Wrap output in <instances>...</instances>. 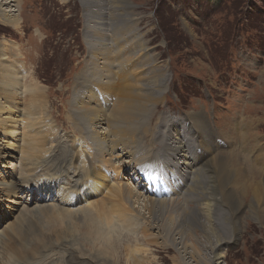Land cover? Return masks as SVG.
<instances>
[{
  "label": "rangeland",
  "instance_id": "rangeland-1",
  "mask_svg": "<svg viewBox=\"0 0 264 264\" xmlns=\"http://www.w3.org/2000/svg\"><path fill=\"white\" fill-rule=\"evenodd\" d=\"M80 1L19 0L17 8L20 13V26L14 28L0 22V46L4 39H10V42L16 45L19 55L12 64L14 63V70L15 67L16 70L19 69L21 65V68H24L19 71L20 78L24 77L23 85L38 82L45 95L38 107L40 110L35 111L39 115H27L28 92H24L22 86L18 91V95L21 93L20 97L16 96L17 99L0 94V264H24L13 257L8 258L4 244L7 242V232L12 231L10 227L26 214L32 213L31 215L41 221L43 228L59 226L55 225L54 219L39 213L43 208L54 207L53 203L57 205L59 200L50 198L51 196L45 197L46 192L43 191V195L36 196V187L29 186L28 181L22 182V179L37 176V180L41 177L43 180L51 181L54 178L61 181L63 178H72L75 167L77 172L79 170L83 177H86V171L97 164V156L101 153L100 149L96 148V140L89 138L90 132L76 110L79 106L77 101L85 100L87 96L84 92L87 93L90 86L96 85L97 68L102 65L95 62L90 53V45L86 40L85 7ZM130 2L134 13L137 14L135 20L138 23L136 22L137 30L134 34H128L126 37L135 35L147 42L144 51L133 49L134 52L149 57L142 61L143 67L140 69L149 70L154 60L152 58L156 57L158 66L165 72V81L161 88L166 87V91L158 96L159 102L150 109L152 113L145 124L138 119L140 128L135 134V146L133 144L132 148L133 151L136 149L137 159H140L135 164L140 168V175L150 174L151 170V166L141 165L149 159H141L162 151V142L171 130L179 128L180 118L189 111L199 109L206 115L210 140L216 142L215 133L211 128L213 125L220 135L221 143L225 142V147H229L217 149L214 158L228 155L232 164L237 161L235 166L244 167L248 174L255 170L254 178L264 180V0ZM101 14L106 21V14ZM114 68L118 69L115 63ZM93 69L94 71H91ZM128 72L121 75L117 70L118 74L113 77L116 89L125 83V76V79L129 78L131 72ZM117 93L115 90L111 92L116 96ZM12 106L16 109L13 112L8 109ZM150 106L151 104H148L147 107ZM26 116L28 121L24 119ZM27 124L31 129H24ZM98 126L101 127V124ZM143 126L145 129H142ZM48 131L50 136L46 134ZM28 135L33 136L34 144L30 149L36 148L33 150L36 153L32 151L30 160L25 153ZM40 135L46 138H40ZM81 140L89 143V151L81 145ZM199 153V163L205 160L204 157L209 158L208 153ZM73 155L78 157L76 163H70ZM256 156L259 157V164L255 160ZM132 157L134 160V152ZM23 161L28 163V169L21 165ZM206 166L209 174L202 170L204 174L201 177V185L214 179L216 182L219 174V167L217 169L212 163ZM206 166L204 167L207 168ZM158 167L163 169L160 163ZM22 172L24 174H21ZM77 178L80 177H75ZM239 181L238 185H235L239 200V205L236 204V208H239L237 214L219 216L220 237L230 235L228 227L230 228L235 219L240 231L236 242L226 243L224 264H264V208H261V205L258 214L253 213L252 206L256 205L254 194L246 189L247 182L244 179ZM70 182L73 183L72 180ZM98 188L92 191L94 200L102 201L105 198L104 204L111 201V206L113 199L111 200L108 192L109 186L99 184ZM196 193L198 194V191ZM50 194L61 198L56 190ZM259 194L260 191L256 195ZM73 198L71 193L68 202L74 201ZM225 206L222 203L219 212H222ZM80 207L76 206L75 209ZM139 221L144 224L143 220ZM128 237L130 240L125 238L120 240L121 243L117 241V244H104L103 247L118 256V260L112 261L113 263L94 256V247H90L91 244L87 240H81L84 241L83 246L70 240V248H76V260L79 264H136L134 260H127L126 255L130 253L127 252L128 247L139 244L132 238L133 234H128ZM77 239L79 241V238ZM142 243L143 248L148 249V252L140 253V258H144L143 264H187L177 253V247ZM63 248L59 250L62 254L52 255L47 263L65 262L66 259L62 257L64 251L61 250ZM200 252L203 259L208 258L209 255L203 248ZM71 253L74 254V250ZM133 257L138 260L137 256ZM215 263L216 260H212L211 264Z\"/></svg>",
  "mask_w": 264,
  "mask_h": 264
},
{
  "label": "bare ground",
  "instance_id": "bare-ground-1",
  "mask_svg": "<svg viewBox=\"0 0 264 264\" xmlns=\"http://www.w3.org/2000/svg\"><path fill=\"white\" fill-rule=\"evenodd\" d=\"M18 1L0 0V22L14 28L20 26ZM81 3L87 11L85 15L87 20L86 40L90 45L88 46L91 49L90 53L95 62L102 65L101 68H97V73L95 72L96 85L86 89L87 93L84 92V94L87 96L85 100L77 101L79 106L76 107V110L90 132L89 138L96 140V148H99L101 153L97 156V164L86 171V177H83V173L79 170L77 172V167H75L72 171V178H63L61 181L52 177L51 181L43 180L41 177H38L37 180V176L32 179L27 177L22 179L24 183L28 181L29 186L36 187L34 193L36 196L43 195V191L46 192L45 197L51 196L50 198L59 200L57 205L53 203L56 208H43L39 212L45 214L44 217L47 215L46 217L49 219H54L55 225L59 226L48 229L44 226L43 228L41 221L30 212L25 217L20 216L22 219H19L18 223L13 226L10 225L12 231L7 232L8 238L4 244L6 255H9L8 258L13 257L24 264H48L52 255L62 254L59 250L64 247L61 250L64 251L65 256L63 254L62 257L66 260L58 264L63 262L64 264H79L76 260V248H70V243L83 246L82 242L84 241L81 240L84 239L91 244L90 247H94L92 250L94 256H98L104 261L116 262L118 256L103 247L104 244L108 242L117 244V241L121 243L120 240L125 238L130 240L128 234L131 233L133 234L132 238L139 245L128 247L127 252L130 253H127L126 259L134 260L136 264H143L144 258H140V253L148 252L147 247L143 248L142 242L148 245H157L158 243L162 246L177 247V253L185 259L187 264H211L212 260H216L215 264H224L226 243L236 242L239 239L240 231H238L235 219L230 228L228 227L230 235H221L222 237H220L219 216L237 214L239 208H236V204L239 203V200L235 185H238L240 179H244L247 182L246 189L253 192L256 205L251 206L254 209L253 213L258 214L261 205V208H264V180L254 178L255 170L248 174L244 167L235 166L237 161L234 163L235 165L232 164L231 157L228 155L223 154L217 159L214 158L217 149L229 147H225V142L221 143L220 135L213 125L211 128L215 133L216 142L210 140L206 115L199 109L189 111L180 118L179 128L171 130L162 142V151L155 152L152 157L141 159V161L149 159L143 163L140 161V163L151 166V170L150 174L140 175V168L135 166L140 159H137L136 149L133 151L132 148L136 138L135 134L140 128L138 119H141L145 124L147 118L151 116L150 109L160 100L158 96L166 91V87L161 88L165 81V72L158 66L159 61L157 62L156 57L152 58L154 60L150 64L149 70L140 69L143 67L142 61L149 57L137 53V51L134 52L133 49L144 51L147 42L135 35H132L131 38L126 37L137 30L135 28L137 14L134 13L130 0H81ZM101 13L106 14V21L101 17ZM14 45L10 39H4L0 46V94L19 96L21 93L18 95V91L22 86V90L28 92L26 95L28 100L27 115L29 113L37 114L35 111H38L45 96L42 93L43 87L35 81L29 85H23L24 77L20 78L19 71L24 68L19 65V69L16 70L15 67L14 70V63L12 64L19 55L16 45ZM107 48L108 52H106ZM114 63L121 75L128 71L131 72L129 78L125 79L126 76L124 77L125 83L118 89L114 86L113 80V77L118 74ZM145 63L147 64V61ZM114 90L118 91L117 96L111 94ZM148 104L151 106L147 107ZM8 109L11 112L16 110L15 106L8 107ZM42 109L44 110V107ZM26 118H28L27 116L24 119L28 121ZM40 119L44 120V118ZM99 124L101 127L98 126ZM44 126L46 125L44 124ZM29 127L30 125L27 124L24 129H29ZM142 129H145V126ZM50 132L46 133L47 136L51 135ZM30 136L28 135L29 139L25 148L29 160L33 150L36 149L34 147L32 150L30 149V146L34 144L33 136ZM43 137L46 138V136L40 135V138ZM37 138L36 140H38ZM81 145L87 147L88 151L90 150L89 143L81 140ZM201 151L208 153L209 158L204 157L205 160L199 163V152ZM133 152L134 160H132ZM38 155L39 153H37ZM88 157L90 156L88 155ZM258 158L256 156L255 160L259 164ZM65 161L64 159L63 162ZM72 161L76 163L78 157L73 155L70 163ZM157 162L163 165V169L158 167ZM209 163H212L217 169L219 167L218 177L216 182L214 179L208 181L209 183L206 181L207 183L204 184L203 182L201 185L203 181L201 177L204 174L202 170L209 174V170H206L208 169L206 165ZM27 164L23 161L21 165L28 169ZM128 169L131 170L127 171ZM157 170L162 172L159 173ZM77 176L80 178L75 179ZM210 176L212 178L211 174ZM71 180L73 183L70 182ZM99 184L109 186L108 192L111 195V200L113 199L111 206L109 205L111 201L104 204L105 198L102 201L94 200L92 191L98 190ZM198 188L202 190L200 191ZM218 188L220 191H216ZM53 190H56L61 196L60 199L50 194ZM259 191L260 194L256 195ZM71 193L75 200L68 202ZM222 203L226 206L222 212H219ZM76 206L81 207L75 209ZM139 220H143L144 224ZM233 233L234 236H232ZM70 240L72 241L70 242ZM200 246L208 253V258L201 257L200 250L202 248ZM72 250H74V254L71 253ZM133 256H137L138 260ZM63 258L61 259L63 260ZM49 264H56V262L51 261Z\"/></svg>",
  "mask_w": 264,
  "mask_h": 264
},
{
  "label": "built area",
  "instance_id": "built-area-1",
  "mask_svg": "<svg viewBox=\"0 0 264 264\" xmlns=\"http://www.w3.org/2000/svg\"><path fill=\"white\" fill-rule=\"evenodd\" d=\"M80 2H81V1H80ZM81 4H82V3H81ZM82 5H83V4H82ZM84 10H85V14H84L85 21H87V20H86V16H85V15H86V12H87V11H86V8H85Z\"/></svg>",
  "mask_w": 264,
  "mask_h": 264
}]
</instances>
